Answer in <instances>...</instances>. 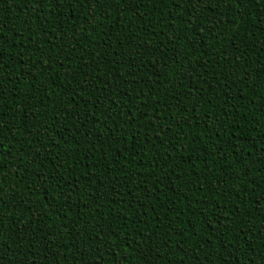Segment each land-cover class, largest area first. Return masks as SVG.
Listing matches in <instances>:
<instances>
[{
  "label": "trees",
  "instance_id": "16d2710c",
  "mask_svg": "<svg viewBox=\"0 0 264 264\" xmlns=\"http://www.w3.org/2000/svg\"><path fill=\"white\" fill-rule=\"evenodd\" d=\"M264 264V0H0V264Z\"/></svg>",
  "mask_w": 264,
  "mask_h": 264
},
{
  "label": "snow or ice",
  "instance_id": "6c2138e0",
  "mask_svg": "<svg viewBox=\"0 0 264 264\" xmlns=\"http://www.w3.org/2000/svg\"><path fill=\"white\" fill-rule=\"evenodd\" d=\"M5 264H6V262H5Z\"/></svg>",
  "mask_w": 264,
  "mask_h": 264
}]
</instances>
